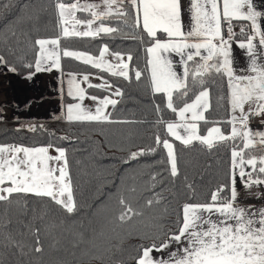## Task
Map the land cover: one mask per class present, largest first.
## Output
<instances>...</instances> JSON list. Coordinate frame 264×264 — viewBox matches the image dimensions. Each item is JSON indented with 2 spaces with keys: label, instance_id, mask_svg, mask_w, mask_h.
Instances as JSON below:
<instances>
[{
  "label": "snow or ice",
  "instance_id": "1",
  "mask_svg": "<svg viewBox=\"0 0 264 264\" xmlns=\"http://www.w3.org/2000/svg\"><path fill=\"white\" fill-rule=\"evenodd\" d=\"M15 6L16 0L0 4V18L4 10ZM53 6L54 36L33 38L31 33L39 31L35 26L17 31L25 19L38 20V16L17 17L5 25L2 42L13 60L0 52V67L14 74L23 69L28 80L56 70L61 110L53 114V120L98 125L101 134L105 125L150 123L157 129L154 143L130 151L123 163L156 156L162 150L164 155L149 166L165 165L152 171L139 188L135 182L142 174L133 173L127 178L133 184L121 178L107 194L106 199L114 198L119 210L109 218L112 235L103 246L97 236L88 238L83 231L66 229L71 247L84 245L85 254L94 253L93 258L112 264H264V206L241 202V188L247 197L264 199V192L258 190L264 188V130L251 126L255 119L264 126V10L257 0H188L186 4L183 0H53ZM234 22H239V32ZM71 38L138 41L144 63L134 64L131 52L113 50L108 43L99 46L98 54L62 45V40ZM237 49L246 57L245 67L236 66ZM63 58L95 71H65ZM117 80L142 85L157 118L149 122L136 119L134 112L131 117L122 115L126 92ZM217 81L227 91L217 95L215 102L221 109L227 106V115L210 120L205 114L213 108L212 86ZM65 96L70 102H64ZM3 108L0 105V123ZM168 111L175 119L165 118ZM15 119L19 123L14 132L47 136L48 142L0 143V205L4 206L0 264H8V256L18 257L17 264H25L24 258H29L26 264H33L31 257L42 258L45 253L41 230L24 224L32 237V243H27L24 232L13 231L10 209L17 206L21 215H27L30 198H37L74 217L82 205L69 149L56 143L73 137L57 135L46 123ZM201 122L206 126L204 133ZM177 141L187 151L214 153L222 146L228 148L224 179L206 195L201 196L195 182L182 173ZM177 178L187 194L183 202L175 191ZM138 191L139 197L134 195ZM145 192L151 195L144 196ZM46 215L42 212L33 220ZM129 239L141 241L131 245L130 252L125 247Z\"/></svg>",
  "mask_w": 264,
  "mask_h": 264
},
{
  "label": "trees",
  "instance_id": "2",
  "mask_svg": "<svg viewBox=\"0 0 264 264\" xmlns=\"http://www.w3.org/2000/svg\"><path fill=\"white\" fill-rule=\"evenodd\" d=\"M5 2L6 0H0V4ZM24 4H28L29 6L33 7H42L44 12L40 19L49 24L48 28L44 31H33L31 33L32 37L54 36L56 34V20L53 0H16V6L10 10H4L5 16L0 18V35L4 33L5 25L8 24L9 21L14 23L15 18L23 17V15H20V13H23L24 10L26 11V9L23 8ZM27 24L28 22L26 25ZM29 27L30 26L27 25V29ZM20 29H24V27L22 25L17 27V31ZM12 43H14V38L10 41V44ZM102 43H108L110 48L113 50L131 52L134 56L133 63L139 64L141 66L143 65L144 52L138 41L120 38L115 40L108 38H104L103 40H91L90 38H71L62 40V45L65 47L76 50L90 51L93 54H97V50ZM128 43H134V45L129 46ZM0 52L8 56V53L6 52V46L3 45V43L0 44ZM17 54H19V52ZM8 58L10 61L13 60L11 56H8ZM62 62L65 71L78 72L90 69L88 66L71 59L63 58ZM17 75L24 76V70L22 69ZM116 82L123 86L126 92V102L123 105L126 111L122 115L131 117V114L134 112L136 119H144L149 122L157 118L156 113L151 106L149 93L142 85H138L136 83L129 85L123 80H117ZM94 91L95 90H92L91 92ZM222 91L226 93V86H224L222 82L217 81V84L212 86L213 108L207 113V117L210 120L222 119L227 115V106L225 105V108L221 109L215 102L216 96L221 94ZM164 115L166 119H175V116L171 114L170 111L166 112ZM18 123V121H4L3 123H0V143L23 142L24 140H20V137L33 140L38 137L42 138L41 136H34L32 133H28L26 131L21 133L14 132L13 129L18 127ZM42 123H46V126L50 130H55L57 135L68 134L69 136L73 137L72 140L56 141V143L69 149V160L72 165L74 180L79 185L77 199L82 205V210L76 216L68 217L58 208V206H55L53 203L47 200L30 198L27 215H21V210L17 206H13L10 209L9 215L11 217L18 212L17 216L13 219V231L24 232L25 235L23 239L27 243L31 244V234L24 229L23 225L26 223H32L34 227L40 228L41 239L45 247V253L42 258H38L36 256L31 257L33 264H63L65 261L67 264H112V262L108 260L93 258L94 254L79 256L81 247L75 249L72 248L70 244L71 239L69 240V247L65 245V249H62L61 246H63V244L61 241H59L56 235L57 232H59L61 235H65V233L68 234V232L65 231L66 229H71L73 231L78 230V228L86 224L88 220L90 221V216L96 210L101 211V208L103 209V204L107 200V194L115 190V184L119 183V176L126 168L141 165V167L145 169V175L143 177H139L141 179L139 184H143L149 179V174L152 171H160L165 167V165L160 164H157L155 167L149 166L154 160H158L164 155L162 150L158 151L156 156L142 157L138 161H132L129 164L123 163V160L128 157L130 151H136L138 148L152 145L154 143V135L157 129L153 128L150 123L137 125H105L103 126V134H101V126L98 125H68L65 122L60 121ZM135 128L138 130L139 134L130 136L126 143H117V141H114L113 139L107 140V134L111 130H126ZM159 131L162 137L166 135L163 128L159 129ZM104 138L105 142L103 141ZM45 140H47V137L44 139V141ZM87 145H93L96 148V154L103 159L104 163L109 168L108 170L113 169V171L109 172L106 170L107 176L102 179H97V181H94L92 186L89 185L86 187L85 185L81 184V168L85 173H90L92 176L97 175V173L101 171L102 168V166L97 163L96 159L93 157H89V159H87L83 155V149ZM176 145L181 156L182 173L186 174L190 181L195 182L197 191L201 196L206 195L210 189L216 186V184L223 181L224 172L228 167L230 157V152L227 147L222 146L218 152L207 153L199 149L194 151L183 150L179 142H176ZM79 160H81V168L77 163ZM209 164L212 165L210 170H208ZM194 168L195 170H192ZM201 177H203V179H201ZM169 187H171V185H169ZM175 191L179 197V202H183V200L186 199L187 194L183 188V182L180 178H177ZM138 193L137 196L139 197ZM165 194L170 195V193ZM143 195L148 196L151 195V193L145 192ZM140 199L142 202V197H140ZM101 202H103V204H101ZM97 205L101 206L100 209H97ZM33 209L35 212H33ZM3 210L4 206L0 205V213H3ZM118 210L119 206L115 201V211H113V214L116 215ZM45 211L47 212V215L44 216V219L33 220L34 216L38 217L42 212ZM69 224H74L76 226L74 228L68 227L67 225ZM53 225L57 226V228H53ZM58 227L67 228L64 229ZM79 230L83 231L82 229ZM85 236L90 238L92 235L85 233ZM56 240H58L59 243H56ZM140 242L141 241L137 239H129L126 240L125 247H127L128 251L130 252L132 250L130 246ZM145 243H147V241H145ZM119 258L120 257H116V259ZM7 259L8 264H17L18 257L8 256ZM24 259L26 264V261L29 258Z\"/></svg>",
  "mask_w": 264,
  "mask_h": 264
},
{
  "label": "crops",
  "instance_id": "3",
  "mask_svg": "<svg viewBox=\"0 0 264 264\" xmlns=\"http://www.w3.org/2000/svg\"><path fill=\"white\" fill-rule=\"evenodd\" d=\"M183 2L186 4L188 0H183ZM257 3L261 5V10H264V0H257ZM234 23L237 25L235 30L238 32L239 22ZM235 55L238 60L236 66L245 67L246 57L243 51L237 49ZM58 76L59 73L53 70L51 73H38L31 80H28L24 77L17 78L8 72L6 67H0V105L4 106V121L16 122V117H19V121L32 120L41 123L56 121L52 119V116L53 114H59L61 110ZM64 102H70L69 98L65 96ZM205 115L207 116V113ZM251 126L254 129L261 128V130H264V126L260 125L259 119L252 121ZM205 128L206 126L201 122L202 133H204ZM239 187L241 186L238 181ZM258 190L264 192V188ZM253 191H257V189H253ZM241 202L258 207L264 206V199L258 200L254 197H247L242 188Z\"/></svg>",
  "mask_w": 264,
  "mask_h": 264
},
{
  "label": "rangeland",
  "instance_id": "4",
  "mask_svg": "<svg viewBox=\"0 0 264 264\" xmlns=\"http://www.w3.org/2000/svg\"><path fill=\"white\" fill-rule=\"evenodd\" d=\"M43 12H44V10L40 6H34V7L33 6H29L26 9V11L24 10L23 13H20V15H23V17H25V18L27 16H38L39 19L38 20H31V21L25 19V22L23 24L17 25L16 27H19V26L22 25L24 27V30H26L27 29V25H28V26H30L28 29H30V28L32 29L35 26V27H38L39 30H43V31L46 30L48 28L49 24H47L45 21H42L40 19L41 15L43 14ZM78 15H80V14H78ZM27 22H28V24L26 25ZM6 34H7L6 31H4V33L2 35H0V44L3 43L2 42L3 41V37ZM11 40L12 39L9 40V43H10ZM3 45H4V43H3ZM128 45L131 46V45H134V43H128ZM62 64H63V62H62ZM86 71H95V70L86 69L84 71H78V72H86ZM11 74L16 76L17 78L24 77V76H18L17 74H14V73H11ZM93 83H99V81L93 79ZM89 91L91 92L92 90H89ZM85 102L91 104V101H85ZM135 134H139L138 130L136 128L135 129H126V130H111L107 134V140L113 139L114 141H117V143H126L127 139L130 136H134ZM46 137L45 136L42 137V138L38 137V138H35L34 140L33 139L24 138L23 139L24 140L23 143H25V141H26V143H33V142L34 143H39V144L47 143L48 142V137H47V140L44 141V139ZM103 141L105 142V138L103 139ZM83 151H84L83 155L85 156V158L89 159V157H93L94 159L97 160V163L100 166H102L101 171H99L97 173V175L92 176L90 173H85L82 170L81 165H80L81 160L78 161V165L81 168L80 173H82V175H81V177H82L81 178V184H83V185H85L87 187L89 185L92 186V184H94V181H97V179H102L105 176H107V171L106 170H108L109 168L104 163L103 159L96 154V148L93 145L85 146ZM52 154H55V153L53 152ZM192 170H195V168L192 169ZM208 170H210V168H208ZM108 171L111 172V171H113V169L108 170ZM133 173L142 174V175H138L137 181L135 182L137 184L138 188H139V185H142V184H139L141 182V179L139 177H143L145 175V169H143V167H141V165L140 166H133L131 168L130 167L126 168L124 170V172L119 176V181H120L121 178H124L129 185L133 184V181L127 179L128 176L130 174H133ZM134 195L137 196V194H134ZM138 195H139V193H138ZM103 209H104V211H103ZM103 209L101 208V211L96 210L90 216V221L88 220L86 222V224H84L80 228H78V230L82 229L86 234H91L92 236H98L97 243L99 245H101V246L104 245L105 238L106 237H110L112 235V233L110 231L112 226L108 223V221H109V218L115 216V214H113V211H115V199L114 198L113 199H107L105 201V203L103 204ZM17 214H18V212L12 216V219H14L17 216ZM67 226L74 228L76 225L69 224ZM53 228H57V226H55ZM58 228L66 229L67 227H58ZM101 233H104L105 235L101 236L100 235ZM56 237H58L59 241H61V243L63 244V246H61L62 249H65V245L69 247V240L71 239V236L69 234L65 233V235H61L59 232H57ZM85 253H86V247L84 245H82L81 248H80L79 256H87V255H90V254H94V253H89V254H85ZM95 254H98V253H95Z\"/></svg>",
  "mask_w": 264,
  "mask_h": 264
},
{
  "label": "built area",
  "instance_id": "5",
  "mask_svg": "<svg viewBox=\"0 0 264 264\" xmlns=\"http://www.w3.org/2000/svg\"><path fill=\"white\" fill-rule=\"evenodd\" d=\"M239 32V31H238ZM256 120V119H255ZM254 121V120H253Z\"/></svg>",
  "mask_w": 264,
  "mask_h": 264
}]
</instances>
